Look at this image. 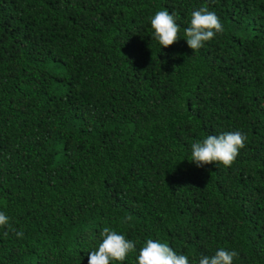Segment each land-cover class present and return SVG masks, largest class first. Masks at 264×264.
<instances>
[{
	"label": "trees",
	"instance_id": "16d2710c",
	"mask_svg": "<svg viewBox=\"0 0 264 264\" xmlns=\"http://www.w3.org/2000/svg\"><path fill=\"white\" fill-rule=\"evenodd\" d=\"M204 7L224 31L194 54ZM235 131L231 167L189 161ZM0 212V264H88L104 227L136 243L110 264L148 239L264 264V0H0Z\"/></svg>",
	"mask_w": 264,
	"mask_h": 264
},
{
	"label": "clouds",
	"instance_id": "9594fccd",
	"mask_svg": "<svg viewBox=\"0 0 264 264\" xmlns=\"http://www.w3.org/2000/svg\"><path fill=\"white\" fill-rule=\"evenodd\" d=\"M153 36L162 48L174 45L179 39L180 27L175 21L174 14L167 10H160L150 18ZM223 26L217 15L209 11L207 7L191 13L190 25L184 29L187 45L198 53L206 42L213 40L217 34H222ZM247 137L241 131L225 132L218 136L209 135L203 141L191 144L190 162L196 167L203 168L215 163L224 167H231L239 155L240 149L245 147ZM127 217L126 220H130ZM9 224V217L0 212V228ZM7 235V232H5ZM23 232H16V236L22 238ZM102 243L96 250L90 251L88 264H110L111 261L123 262L130 252L136 249V243L128 240L124 235L118 234L109 227H104L100 233ZM239 254L236 251H228L223 248L217 250L212 256H202L199 264H233L234 257ZM138 264H189L188 256L177 254L167 243H161L148 239L145 246L140 249Z\"/></svg>",
	"mask_w": 264,
	"mask_h": 264
}]
</instances>
